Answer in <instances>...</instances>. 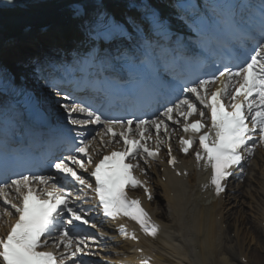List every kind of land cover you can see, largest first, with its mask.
<instances>
[{
    "label": "snow or ice",
    "instance_id": "snow-or-ice-1",
    "mask_svg": "<svg viewBox=\"0 0 264 264\" xmlns=\"http://www.w3.org/2000/svg\"><path fill=\"white\" fill-rule=\"evenodd\" d=\"M106 28L103 33H98L101 42L104 40L132 39L139 36L142 32V26L147 23L149 28L158 35L167 38L170 25L161 14L148 9L142 18L129 16L123 21H116L113 17L106 16ZM259 51H255L244 63L239 65L235 71L226 69L219 73L223 77L220 81L221 87L211 94L207 93L206 85L208 80H201L196 87L185 88L184 91L193 94L204 110L210 113V126H206L202 120L205 111H199L201 119L191 123L188 119L197 113V105L188 99H183L179 104L166 108L164 115L169 120L172 119L173 112H177L183 117V131L192 133H201L202 129L207 127L199 135L198 143L202 151L196 152L197 161H204L205 167L211 169L210 183L215 187L216 194L224 191L222 181L226 180L232 173L229 171L233 166L241 164L243 156L241 149L249 141L254 140V133H258L260 143H264V39L258 42ZM201 89L204 93L201 94ZM225 97L228 98L225 102ZM181 107H186V111H181ZM76 112L77 109H71ZM79 112H86L88 117H94L89 121H79L71 119L72 124L101 123V118L95 115L87 108H79ZM179 122V121H176ZM120 123L119 121H108L105 125L107 133L111 136L119 137L123 140L125 148L123 151H112L104 155L98 163H95L94 170L90 175L94 178V185L79 174L73 166H78L85 172L88 171L86 163H93L88 155L89 146L81 141L82 146L74 148L77 153L88 156L87 161L69 157L70 164L61 159L55 162L53 167L58 173L70 178L80 185H86L92 188L99 203L103 206L104 212L108 216L115 217L123 214L135 220L141 228L149 235L157 234V226L152 224L147 212L140 205L139 199H129L126 188L143 187L149 200L152 199L151 192L146 183L133 175V171L139 168V163L127 162L129 158L136 160L146 154L147 157H155L159 153V148L150 149L146 143H142L151 137H145L147 125L149 122L141 120L137 125L139 130V139L130 138L125 132L117 134L113 131L112 125ZM128 125L132 124L129 120ZM156 129L157 137L161 127L167 129V125L162 120L152 121ZM191 138H181V144L184 145L182 151L188 152L193 145ZM249 154L252 148L247 149ZM169 155L171 150L169 149ZM147 163V160H144ZM175 163L173 157L168 161ZM45 186L42 188L33 187V182ZM49 180L42 176H21L14 179L10 184L0 186V202L8 206L5 208V214L11 216L15 214L17 219L12 224L6 237H0V260L3 264H62L51 252L41 251L48 243H53L57 247L63 245L69 248L72 239L68 231L60 235L59 240L46 239L51 237L54 232H58V225L62 222L65 213L70 214L67 224L73 225L74 222L88 224V220L78 211L68 206L67 195L62 190H49L46 186ZM16 193L19 203H13L8 199L10 189ZM11 209V210H9ZM95 227V225H92ZM132 239H136L135 235ZM81 244L84 241H80ZM82 251L77 248L76 252ZM76 252L72 255L75 256ZM143 264H148L144 261Z\"/></svg>",
    "mask_w": 264,
    "mask_h": 264
},
{
    "label": "bare ground",
    "instance_id": "bare-ground-1",
    "mask_svg": "<svg viewBox=\"0 0 264 264\" xmlns=\"http://www.w3.org/2000/svg\"><path fill=\"white\" fill-rule=\"evenodd\" d=\"M73 1L82 2L84 0L34 2L25 3L21 8L18 7L13 10L5 11L1 9L0 41L2 35L17 33L23 29L28 19L40 24L52 20L61 13L65 15L62 9L68 7ZM89 1L92 2L89 8L92 13H110L114 15L115 20L122 16V12H126L125 6L134 8L129 16L138 17L139 11L143 9H146V11L148 9L153 10L151 6L153 0H103L104 5H99L94 0ZM167 5L168 1H165L159 6V9L167 8ZM56 12L60 13L56 14ZM167 17H171L169 12ZM78 26L79 24L73 21L68 25L67 30L70 31L68 34H66V31H62V34L57 37L55 32L49 33L39 38L35 44L34 41L16 47L14 52L10 51V54H15L12 56L14 59L18 57L27 58L28 55H32L31 47L33 44L36 47L41 44L49 47L52 43L57 44L58 52H69L72 47L69 44L68 37H72L75 30H78ZM146 28L147 24L145 23L143 29ZM81 45H86L85 39L81 42ZM78 51H81V49L78 48ZM1 55H4L3 52ZM69 56L72 57L73 53ZM12 62L9 64H12ZM72 63L75 64L74 61ZM26 70L28 69L18 68L17 71ZM33 82L35 83V81ZM219 87H221L220 84L217 85L216 89ZM40 89L46 94L50 93V89L44 87ZM190 102L195 103L192 99H190ZM195 104L197 105V103ZM51 106L54 108L53 114L56 116L63 115V111H61L62 104H51ZM162 121L166 122L167 119L162 118ZM177 126L178 122L174 120L166 130L163 127L160 129L158 137L155 127H149V132L145 137L151 138L147 139L146 143L151 147H162L163 145L169 147L172 136H175ZM94 140H96L94 145L88 144V155L91 156L92 161L94 157L98 156L99 149L107 153L109 145L124 147L117 137L105 138L102 142L99 141L98 137H95ZM75 158L87 160L88 156L77 153ZM247 168H250L254 177L247 179L244 185L239 184L238 190L240 193L243 192L241 196L249 200V205L246 207L249 213H243L242 210H233L236 203L230 202L231 197L226 200H216L207 192L199 195V184L205 180L203 174H196L188 183L181 184L176 182L167 170L164 171L154 182V187L160 191L159 201L156 205H147L150 207L153 217L158 221L160 233L151 240L148 239L149 243L143 241L138 245V248L143 249L148 257L153 258L155 264H234L236 254H239L240 258H247L250 264L253 257L251 254L252 243L257 240L256 234L264 237V150H258L253 165L251 167L248 165ZM261 168V172L257 171ZM163 177H166V183L163 182ZM250 191H253L251 195H249ZM238 197L240 198V195ZM8 199L11 201L18 199L14 188L10 189ZM0 207L2 212L0 215V231L4 232L8 221L13 219L14 214L11 216L6 215L5 208L7 206L2 202H0ZM160 208L162 211H160ZM246 214H249L252 219L248 218ZM254 227H257V231L253 230ZM118 248L129 253L130 261L135 260L134 264L140 261L141 256L136 255L134 245L130 243L121 244ZM89 249L92 253L101 251V254H103L104 252L99 247H89ZM261 253L264 254V252ZM258 258L256 259L258 260ZM123 262L126 263L125 260Z\"/></svg>",
    "mask_w": 264,
    "mask_h": 264
},
{
    "label": "rangeland",
    "instance_id": "rangeland-1",
    "mask_svg": "<svg viewBox=\"0 0 264 264\" xmlns=\"http://www.w3.org/2000/svg\"><path fill=\"white\" fill-rule=\"evenodd\" d=\"M247 205H249V201L245 200V199L242 200L240 202L241 209H239V210H242L243 213H249V210L246 208ZM247 216H249V214H247ZM250 219H252V218H250ZM253 230L257 231V227H254ZM255 231H254V234L256 233ZM255 237L257 238V240L254 243H252L251 254L253 255V257L251 259L250 264H264V254L261 253V252H264V237L261 235L258 236L257 234ZM239 256H240L239 254L235 255L234 264L241 263ZM256 258H258V260Z\"/></svg>",
    "mask_w": 264,
    "mask_h": 264
}]
</instances>
